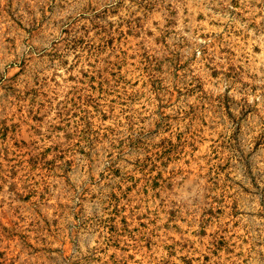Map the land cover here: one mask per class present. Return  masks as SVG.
I'll return each mask as SVG.
<instances>
[{
	"label": "rangeland",
	"instance_id": "rangeland-1",
	"mask_svg": "<svg viewBox=\"0 0 264 264\" xmlns=\"http://www.w3.org/2000/svg\"><path fill=\"white\" fill-rule=\"evenodd\" d=\"M0 264H264V0H0Z\"/></svg>",
	"mask_w": 264,
	"mask_h": 264
}]
</instances>
